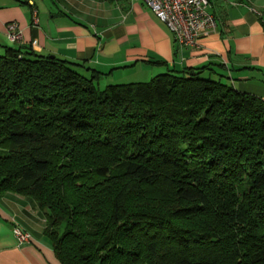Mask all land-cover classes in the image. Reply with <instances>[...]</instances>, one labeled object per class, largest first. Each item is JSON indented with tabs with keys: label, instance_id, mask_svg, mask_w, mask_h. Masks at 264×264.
<instances>
[{
	"label": "trees",
	"instance_id": "16d2710c",
	"mask_svg": "<svg viewBox=\"0 0 264 264\" xmlns=\"http://www.w3.org/2000/svg\"><path fill=\"white\" fill-rule=\"evenodd\" d=\"M0 54V194L32 197L62 264H264V99L170 69L108 84Z\"/></svg>",
	"mask_w": 264,
	"mask_h": 264
},
{
	"label": "crops",
	"instance_id": "0c3cea01",
	"mask_svg": "<svg viewBox=\"0 0 264 264\" xmlns=\"http://www.w3.org/2000/svg\"><path fill=\"white\" fill-rule=\"evenodd\" d=\"M216 32L180 46L143 0H0V54L6 46L102 72L99 82H141L170 69L206 67L205 74L264 99V0H210ZM23 30L11 42L6 24ZM37 41L36 44H33ZM45 211L29 196L0 194V264H62L44 233ZM31 234L20 243L14 227Z\"/></svg>",
	"mask_w": 264,
	"mask_h": 264
},
{
	"label": "built area",
	"instance_id": "2783aa9c",
	"mask_svg": "<svg viewBox=\"0 0 264 264\" xmlns=\"http://www.w3.org/2000/svg\"><path fill=\"white\" fill-rule=\"evenodd\" d=\"M143 1L169 27L180 46H196L200 36L218 29L216 17L209 9L210 0ZM6 34L11 42H20L23 39V30L16 22L6 24ZM14 234L20 243L31 239V234L21 227L15 226Z\"/></svg>",
	"mask_w": 264,
	"mask_h": 264
},
{
	"label": "rangeland",
	"instance_id": "374dc122",
	"mask_svg": "<svg viewBox=\"0 0 264 264\" xmlns=\"http://www.w3.org/2000/svg\"><path fill=\"white\" fill-rule=\"evenodd\" d=\"M151 79V78H150ZM150 79H148V80H150ZM148 80H145V81H148ZM98 86H99V88H104L106 85H105V83H102V81L101 82H98Z\"/></svg>",
	"mask_w": 264,
	"mask_h": 264
}]
</instances>
